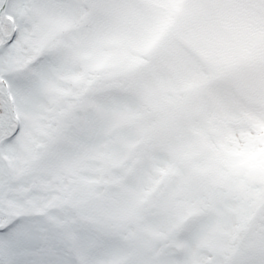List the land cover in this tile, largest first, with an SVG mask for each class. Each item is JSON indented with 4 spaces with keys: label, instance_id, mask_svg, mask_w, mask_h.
Instances as JSON below:
<instances>
[{
    "label": "snow or ice",
    "instance_id": "obj_1",
    "mask_svg": "<svg viewBox=\"0 0 264 264\" xmlns=\"http://www.w3.org/2000/svg\"><path fill=\"white\" fill-rule=\"evenodd\" d=\"M0 264H264V0H0Z\"/></svg>",
    "mask_w": 264,
    "mask_h": 264
}]
</instances>
